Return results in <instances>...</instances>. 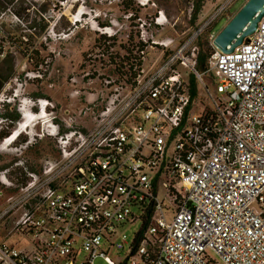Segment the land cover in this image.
I'll list each match as a JSON object with an SVG mask.
<instances>
[{"label":"built area","instance_id":"obj_1","mask_svg":"<svg viewBox=\"0 0 264 264\" xmlns=\"http://www.w3.org/2000/svg\"><path fill=\"white\" fill-rule=\"evenodd\" d=\"M18 1L0 0V54L5 30L20 24L11 12ZM237 1L221 0L178 41L147 38L150 26L166 23L162 12L152 22L135 19L143 47L132 52L130 80L107 76L87 95L89 128L62 129L52 102L26 95L40 71L13 78L8 95L2 89L0 109L52 114L39 137L54 140L58 157L38 172L24 170L26 182L5 195L0 226L11 228L0 241V264H118L104 245L125 251L122 264H264V16L248 42L230 54L211 44L205 71L195 67L196 42L205 33L211 42ZM100 34L112 36L105 28ZM148 49L156 56L147 68ZM9 124L0 117V129ZM18 135L3 138L0 153ZM6 171L0 186L10 190ZM137 222L131 242L111 241ZM11 236L15 243L6 242Z\"/></svg>","mask_w":264,"mask_h":264},{"label":"rangeland","instance_id":"obj_2","mask_svg":"<svg viewBox=\"0 0 264 264\" xmlns=\"http://www.w3.org/2000/svg\"><path fill=\"white\" fill-rule=\"evenodd\" d=\"M124 1L19 0L13 5L11 12L19 19L20 24L5 30L6 42L3 44V53L0 54L2 89L6 88L7 95L10 94L15 88L11 83L13 78L34 72L35 67L42 63V66L39 65L37 68L43 74L42 79L33 83L29 81L25 87L26 95L39 98L45 96L46 100L52 102L55 106L53 121L60 124L62 129L65 123H70L75 128L91 127V115L90 112H86L84 99L89 93L99 92L102 80L112 75L110 73L112 66L106 54L112 53V57L119 58L123 52L120 48L125 45L129 37L134 38V19L127 18L130 13L125 9ZM129 1L135 10L131 16L152 22L157 12H162L166 18V23L162 27L150 26L147 31L149 40L162 41L173 38L178 41L186 37L209 14L213 5L221 0H202L201 8L195 18H193L194 0ZM244 2L245 0H238L233 5L228 14L230 18ZM0 11H3L2 5ZM6 16L9 17L10 14L6 13ZM226 22L224 19L217 24L214 33H217ZM104 28L114 36L113 42L106 43L101 38V42L95 45V40L101 36L100 32ZM105 38L108 36L105 35ZM211 42L208 35H203L198 40L199 45L208 46L210 50ZM109 46L113 47L106 51ZM155 56V51L147 50L145 67L151 66ZM183 74L187 79L188 74L185 71ZM204 81L211 89L210 81L206 78ZM74 92H78V96H72ZM95 98V96L89 97L91 100ZM15 107L11 108L7 105L2 107L0 115L15 111ZM81 110L84 112L79 114ZM38 112V108H33L32 113ZM51 115L47 112L40 120H37L36 116L29 118L28 130L22 133L7 151L0 153V171L6 169V176L13 183V188L10 190L0 186V192L3 193L0 197V209L4 206L5 197L14 195L24 184H22L24 170L39 171L45 160L55 158L57 149L54 140L46 136L39 137ZM20 121L21 115L18 121L7 126L8 129L2 127L0 133L6 132L7 137L10 136L17 127L16 123ZM140 227V222L123 225L117 229L111 241L124 235L131 242L140 231ZM10 228L9 222L0 226V240H5L9 236ZM16 241L15 236L6 240L7 243ZM103 250L112 261L118 264L125 261V251L118 252L106 245L103 246ZM94 264H105V262L102 258H97Z\"/></svg>","mask_w":264,"mask_h":264},{"label":"trees","instance_id":"obj_3","mask_svg":"<svg viewBox=\"0 0 264 264\" xmlns=\"http://www.w3.org/2000/svg\"><path fill=\"white\" fill-rule=\"evenodd\" d=\"M124 4H125V9L127 11H129L128 13L132 14V12L135 11L129 0H125ZM201 4H202V0H194V2H193V5H194L193 18L196 17V14L198 13V11L201 8ZM217 4L218 3L214 4L213 8ZM132 17L134 19L133 20V22H134L137 17H135V16H132ZM203 35H208V33H205ZM101 38L104 39L103 40L104 42L106 41V43H108V42L110 43V42H113L114 36L105 38V35L101 34V36L95 40V45L98 44L99 42H101ZM208 43L209 42H207L206 45H208ZM136 46H138L140 49H142V47H143V45L141 43L136 42V34H134V38L129 37L127 39V41L125 42V45L120 48L121 51H123V52H122V54H120L119 58L112 57V53L106 54V57H107V59H109V62L111 63L110 65L112 66V70L110 72V73H112V75H108V76H111L114 78L116 77L118 81L129 82V80H130L129 78L131 76H129L128 71L131 70V68H132L131 64L134 63L132 61L133 60L132 52ZM196 46H197V52H196L195 67H196L198 72H203V71H205V69L207 67V60H208L209 55L212 53L213 50L212 49L210 50V48L208 46L203 47L202 45H199L198 41L196 42ZM112 47L113 46H109L108 48H106V51H109L110 49H112ZM39 65L42 66V63H40ZM39 65L35 67L36 70L34 72L39 71V70H37V68H39ZM38 80L39 79H36V80L32 81V83L37 82ZM2 86H3V81L0 80V90L2 89ZM190 90H191V92H190L191 96H196V94L201 92L200 89L199 90L196 89V85H195L193 79H190ZM34 98H39V97H34ZM43 98L46 99L45 96ZM0 117L8 119L12 123L19 120V114H17L16 111H13V112H10V113L4 114V115H0ZM6 129H8V128H6ZM7 134L8 133H6V132H1L0 133V140H2L3 138H6ZM54 146H55V143H54ZM54 157L57 158L58 154H56V156H54ZM31 172H38V171L37 170H31ZM26 180L27 179L24 176L22 184L25 183Z\"/></svg>","mask_w":264,"mask_h":264},{"label":"water","instance_id":"obj_4","mask_svg":"<svg viewBox=\"0 0 264 264\" xmlns=\"http://www.w3.org/2000/svg\"><path fill=\"white\" fill-rule=\"evenodd\" d=\"M264 16V0H245L241 7L216 33L211 44L224 54H230L254 34Z\"/></svg>","mask_w":264,"mask_h":264},{"label":"bare ground","instance_id":"obj_5","mask_svg":"<svg viewBox=\"0 0 264 264\" xmlns=\"http://www.w3.org/2000/svg\"><path fill=\"white\" fill-rule=\"evenodd\" d=\"M146 1L149 2L150 0H146ZM38 114H40V113L39 112L38 113L29 112L28 109H25L24 111H22L21 112V121L18 122L17 127L13 130V132L10 134V136L6 137L7 140L5 141V143L12 142L13 138L15 137V135L17 133L20 132V134H22L28 130L29 126L27 124L28 123L27 121L29 118L36 116V119L40 120V119L44 118V116H42V115L46 114V112H43L40 116H38ZM17 137H19V135Z\"/></svg>","mask_w":264,"mask_h":264},{"label":"crops","instance_id":"obj_6","mask_svg":"<svg viewBox=\"0 0 264 264\" xmlns=\"http://www.w3.org/2000/svg\"><path fill=\"white\" fill-rule=\"evenodd\" d=\"M0 241H4V240H0Z\"/></svg>","mask_w":264,"mask_h":264},{"label":"clouds","instance_id":"obj_7","mask_svg":"<svg viewBox=\"0 0 264 264\" xmlns=\"http://www.w3.org/2000/svg\"><path fill=\"white\" fill-rule=\"evenodd\" d=\"M42 114V113H41Z\"/></svg>","mask_w":264,"mask_h":264}]
</instances>
